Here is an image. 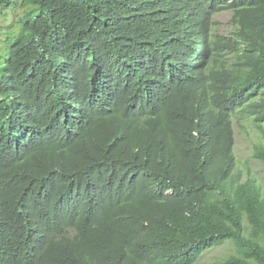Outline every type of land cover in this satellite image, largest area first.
Wrapping results in <instances>:
<instances>
[{
    "label": "trees",
    "instance_id": "16d2710c",
    "mask_svg": "<svg viewBox=\"0 0 264 264\" xmlns=\"http://www.w3.org/2000/svg\"><path fill=\"white\" fill-rule=\"evenodd\" d=\"M1 35L0 264H264V0H0Z\"/></svg>",
    "mask_w": 264,
    "mask_h": 264
},
{
    "label": "rangeland",
    "instance_id": "374dc122",
    "mask_svg": "<svg viewBox=\"0 0 264 264\" xmlns=\"http://www.w3.org/2000/svg\"><path fill=\"white\" fill-rule=\"evenodd\" d=\"M217 21L216 28L220 32L226 31L227 14H220L215 17ZM3 36H0V42ZM235 131V155L237 159V169L241 170L242 175L248 173L254 175L258 181L264 185V164L253 160L251 157L252 144L256 143L257 139L252 131L246 133L238 124H234ZM264 188V187H263ZM230 250L228 245L219 246L205 253L198 264H214L221 260Z\"/></svg>",
    "mask_w": 264,
    "mask_h": 264
}]
</instances>
